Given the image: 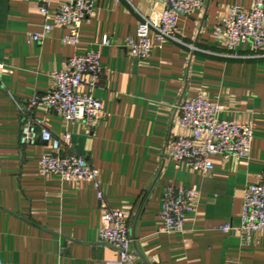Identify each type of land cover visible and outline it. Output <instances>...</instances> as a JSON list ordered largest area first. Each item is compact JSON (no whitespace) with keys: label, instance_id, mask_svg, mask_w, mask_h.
<instances>
[{"label":"crops","instance_id":"obj_1","mask_svg":"<svg viewBox=\"0 0 264 264\" xmlns=\"http://www.w3.org/2000/svg\"><path fill=\"white\" fill-rule=\"evenodd\" d=\"M65 1L0 0V264H107L119 258L98 241L102 209L92 183L41 176L38 160L48 146L40 140L19 145L25 118L55 137L69 133L62 155L83 157L98 172L105 207L128 211L132 264H264V231L243 246L235 232L219 230L240 224L244 190L264 171V51L255 55L244 44L232 57L211 34L228 7L248 9L251 0H203L200 11L178 18L182 44L154 43L143 62L123 46L136 35L139 15L157 22V0H93L77 46L63 44L62 28L27 43L26 35L41 32L45 23L39 7L46 3L53 15ZM105 37L109 45L101 46ZM94 50L103 75L92 95L103 116L92 127L66 124L44 109L21 113L17 103L51 89L52 71ZM197 95L222 106L219 120L251 126L248 159L224 162L214 155L212 171L201 173L165 158L167 144L188 136L174 107ZM169 186L196 192L182 233L158 231L161 196Z\"/></svg>","mask_w":264,"mask_h":264},{"label":"built area","instance_id":"obj_2","mask_svg":"<svg viewBox=\"0 0 264 264\" xmlns=\"http://www.w3.org/2000/svg\"><path fill=\"white\" fill-rule=\"evenodd\" d=\"M161 11L157 22L139 15L135 36L125 39L123 48L133 59L149 60L154 43L171 41L182 44L177 37V21L180 16H191L203 8V0H157ZM95 9L93 0H66L53 15L47 4L38 11L45 18L39 33H28L27 43H38L54 29L66 30L63 44L77 46L80 28ZM212 37L236 57V48L248 44L255 55L264 51V0H251L248 9L230 6L212 27ZM105 37L101 46H108ZM2 67L0 63V68ZM103 75L100 51H90L81 56L70 57L63 69L49 74L52 87L49 91L35 93L24 105L17 103L21 113L31 114L44 109L61 117L66 124L83 123L87 127L103 116L102 103L92 91ZM88 88L87 93L81 89ZM178 125L188 133L167 144L164 156L177 163H185L193 171H212L211 157L219 155L224 162H240L248 159L253 139L250 125L217 118L222 106L209 102L202 95L183 98L174 107ZM70 134L53 136L41 123L25 118L19 127V145H33L38 140L48 146L38 160L39 174L45 178L59 177L62 181H87L92 183L99 201L101 227L98 241L118 253V260L107 264H132L135 258L133 240L127 224V210L105 207L104 196L98 181V172L83 157L62 155L63 145L69 144ZM196 192L187 187H166L161 196L160 233H182L188 215L195 211ZM223 233L235 232L243 246L250 244L254 233L264 231V171L258 183L247 186L243 193L240 224L219 227Z\"/></svg>","mask_w":264,"mask_h":264}]
</instances>
